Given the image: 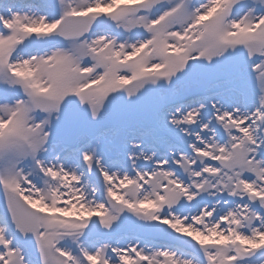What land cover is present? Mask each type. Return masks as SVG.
<instances>
[{
  "label": "snow or ice",
  "instance_id": "1",
  "mask_svg": "<svg viewBox=\"0 0 264 264\" xmlns=\"http://www.w3.org/2000/svg\"><path fill=\"white\" fill-rule=\"evenodd\" d=\"M0 264H264V0H0Z\"/></svg>",
  "mask_w": 264,
  "mask_h": 264
}]
</instances>
